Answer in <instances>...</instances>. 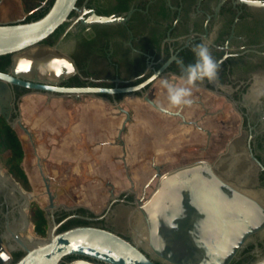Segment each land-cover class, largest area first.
<instances>
[{"label":"flooded vegetation","instance_id":"obj_1","mask_svg":"<svg viewBox=\"0 0 264 264\" xmlns=\"http://www.w3.org/2000/svg\"><path fill=\"white\" fill-rule=\"evenodd\" d=\"M49 1L21 0L24 6L31 7V12L11 23L23 22L45 8ZM83 6L99 16L121 18L123 22L65 24L56 44L49 47L57 49L63 42L74 47L69 55L74 71L60 81L59 86L66 87L63 85L76 76L96 84L113 85L106 88L136 86L173 55L185 67L191 64L187 53L192 52L194 44L201 42L209 45L218 65L217 75L211 81L205 78L189 85L184 80L185 73H181L184 72L182 66L172 62L161 78L144 90L152 102L161 109L167 108L170 114L154 108L140 93L97 95L111 105L108 114L118 119L108 143L113 148L111 152L104 150L107 142L92 144L86 134L75 128L64 127L60 131L46 128L43 129L45 136L40 137V129L23 125L21 120L22 103L32 91L25 92L20 87H11L8 91L0 85V264L8 260L14 264L24 255L16 238L29 235L44 238L36 234L32 222L33 204L39 206V203L34 202L24 168L23 141L37 159L33 166L45 184L48 206L39 207L44 211L47 230V210H52L55 222L61 224L58 232L68 222L81 220L134 242L133 226L140 225V206L154 195L161 181L174 178L184 169L193 172L200 169L203 174L209 171L207 175L214 174L264 209V0H85L79 8ZM88 17L85 15L84 19ZM126 64L133 77L127 82L123 81L121 73L122 65ZM11 66L2 73H9ZM109 69L113 73L111 80L94 79L96 70L106 73ZM19 72L24 74L23 69ZM86 73L90 77H85ZM161 79L169 85L188 87L191 103L170 105L164 84L159 90L160 97L151 96V88ZM130 95L138 98L139 112L125 104L124 98ZM51 96L73 98V103L85 97H46ZM152 122L161 126L147 129L145 126ZM9 129L21 143L24 158L20 166L29 187L11 171L12 163L6 158L3 145ZM107 156L111 161L112 179L87 175L89 167L98 169L102 163L105 165ZM86 181L111 185L106 193L109 200L99 214L81 204L74 207L55 205L52 183ZM118 182L129 185L117 190L114 183ZM46 186L53 198V207ZM119 208L128 212L124 220L116 214ZM80 209L87 212H80ZM97 218L102 219L94 220ZM114 219L125 224L124 227L117 228L111 223ZM138 240L145 244L143 239ZM256 246L259 254H264L263 230L246 240L230 264H251L259 255ZM5 256L9 259L4 260ZM152 258L157 264H166L156 256ZM78 261L100 264L73 256L64 258L61 264Z\"/></svg>","mask_w":264,"mask_h":264},{"label":"water","instance_id":"obj_2","mask_svg":"<svg viewBox=\"0 0 264 264\" xmlns=\"http://www.w3.org/2000/svg\"><path fill=\"white\" fill-rule=\"evenodd\" d=\"M77 2L54 0L40 19L11 23L22 20L31 12V7L24 6L21 0H0V57L12 56L10 72H0L2 88L9 91L11 87H20L66 97L140 93L146 102L162 111L144 90L161 78L172 62L176 61L185 68L176 55L139 85L106 88L61 87L59 82L74 71L70 61L49 57L48 52L36 57L25 54L36 48L56 49L41 44L61 26L71 22H82L84 25L123 22L121 18L99 16L84 6L79 8ZM85 15H89L87 20ZM20 69L24 70V74H20ZM5 76L11 79H5ZM198 171L184 169L174 178L159 183L154 195L140 206V225L134 228V242L93 226H78L58 232L61 224L55 222L54 212L47 210L49 227L46 237H35L34 241L28 237L16 238L24 255L14 264H61L64 258L71 256L100 264H157L153 256L166 264H230L250 236L264 231V209L214 174L207 175L209 171L205 174L200 169ZM46 188L50 206L53 207V198L48 186ZM28 201L30 198L27 199V208ZM99 219L102 218L94 220ZM229 229L236 230L233 238L224 232ZM138 238L143 239L145 244L142 245ZM256 251L260 253L257 246ZM8 259L4 257V260ZM6 264H11V261ZM74 264L91 263L78 261ZM251 264H264V254H259Z\"/></svg>","mask_w":264,"mask_h":264},{"label":"crops","instance_id":"obj_3","mask_svg":"<svg viewBox=\"0 0 264 264\" xmlns=\"http://www.w3.org/2000/svg\"><path fill=\"white\" fill-rule=\"evenodd\" d=\"M67 49H66V48ZM73 46L67 42L61 43L57 49L49 50L47 48L39 49L44 52L49 53V57L55 58H64L69 61V55L73 50ZM96 76L94 77L97 81H109L113 77L112 71L109 69L108 72L102 73L101 71H95ZM122 79L127 82L133 79L131 76L127 64L122 65L121 69ZM163 80H159L150 90L151 96H159V90L162 88ZM47 95H34V97H26L22 103L21 109V120L23 123L30 127H35L40 129V137L45 136L46 128H51L53 130L60 131L64 127L78 129L81 133L86 134L87 137L90 138V143L95 144L101 142L106 143L107 145L104 150L111 152L113 148L108 144L111 141V136L113 134V127L118 122V119L112 117L111 114V105H108L107 101L104 98H99L97 96H85L79 99L78 103H73L75 101L73 98H55L50 97L47 99ZM29 98L30 103H35L31 109H29L28 115L27 108H25V100ZM77 99V98H76ZM47 100V101H46ZM46 101V103H44ZM159 101H164L167 103V100H163L159 98ZM125 104L127 106L131 105L135 111H138V108L141 104L138 103V98L135 95L126 96L124 98ZM40 103H44V107L42 110H37ZM144 106H142L143 108ZM139 112V111H138ZM99 134H101L99 136ZM95 146V145H94ZM92 160V159H90ZM111 161L107 156V161L105 165L102 163L101 168L96 169L97 167H89V170L92 171L87 172V175H99L105 179H112V170H111ZM86 183H92L86 181ZM89 187V186H88ZM86 186V188H88ZM90 190H87L89 193ZM92 192V191H91ZM97 193V192H96ZM88 195L86 204H82V206L90 208V205L100 206L102 203L98 202L97 195ZM99 197L102 199H106V193H98ZM92 196V197H91ZM103 201V200H102ZM92 202V203H89ZM89 205V206H88ZM103 205V204H102ZM93 210V209H92Z\"/></svg>","mask_w":264,"mask_h":264},{"label":"rangeland","instance_id":"obj_4","mask_svg":"<svg viewBox=\"0 0 264 264\" xmlns=\"http://www.w3.org/2000/svg\"><path fill=\"white\" fill-rule=\"evenodd\" d=\"M28 52H26L25 54H27ZM34 95L38 96L41 94L38 92L37 93L32 92L28 96L30 98L31 96L34 97ZM29 98H27L25 100V103H24L25 108L28 109L27 113H26L27 115L29 113V109H31L34 105H36L35 103H33V104L30 103ZM43 107H44V103H40L37 110H42ZM153 122H154V120H153ZM153 122L150 125H146L145 127L147 129L150 128V130H151L153 127L154 128L156 127L155 129H158L161 126L159 123L154 125ZM23 125H25V123H23ZM17 132L20 136H23L21 130L17 129ZM23 137H22V139H23ZM23 147H24V152H25L24 168L26 169V172L28 173V178H29L30 185H31V194L34 195V199H35L34 202L35 203L38 202L39 206H41L42 208H47L48 197H47L46 192H45V184L41 181L38 172L35 170V168L33 166L36 163L37 159L30 152L27 142L23 141ZM89 162L90 161H88V164H89ZM93 162H94V160H93ZM94 163L96 164L97 162H94ZM45 169H46L45 171H47L46 167H45ZM52 184L53 185H52L51 191L56 196L55 205L64 204L66 207H74V206H77L80 204L81 205L86 204L88 195L89 194L92 195L93 193H95L94 195H97V197H98L95 199H97V201L99 203L101 202L103 205L101 204L100 206L97 207V206H94L92 204L90 206L93 209L92 211L99 214L103 210L106 202L109 200L108 198H106L105 200L102 199L103 200L102 201L98 195V193H100V192L108 193V191H110L111 185L106 186V184H104V183H97V182L84 183L83 182V183H60V184L59 183H52ZM114 185L118 186L117 190H123L129 184L125 183V182L124 183L118 182V183H114ZM137 185H141V183H138ZM86 186L87 187L89 186V187L86 188ZM87 190L88 191L90 190V192L87 193ZM89 203H92V202H89ZM116 214L118 217H120L121 220H124L127 216H129L127 211H123L121 209L117 210ZM111 223H114L116 225V227L120 228V229L123 228L125 225L123 223L116 221L115 219ZM134 228H136V226H133V230H134Z\"/></svg>","mask_w":264,"mask_h":264},{"label":"trees","instance_id":"obj_5","mask_svg":"<svg viewBox=\"0 0 264 264\" xmlns=\"http://www.w3.org/2000/svg\"><path fill=\"white\" fill-rule=\"evenodd\" d=\"M85 0H78L77 2V7H81L83 5ZM54 0H50L47 4V6L43 9H40L39 11L35 12L34 14L30 15L28 18H26L23 23L31 22L40 19L43 17L50 7L53 5ZM73 16V14H71ZM65 29V26H61L53 35L48 37L46 40L42 42L41 45L47 46V47H52L56 44L58 38L61 36ZM187 56L189 59H191L192 63L195 60V57L193 55V52H188ZM186 62V60L184 59ZM188 63V62H187ZM12 64V56L7 55V56H2L0 57V72H5L7 68H9ZM181 73H184L181 71ZM85 77H90L88 73L84 74ZM63 86L66 87H113V85H101V84H96L92 83L89 81H84L81 80L79 77H74L70 79L67 83H65ZM25 92H29V90L25 89ZM106 96V95H105ZM109 97V96H106ZM6 140L3 145V148L6 151V158L10 160L12 163L11 166V171L15 173L18 177H20L22 183L26 186L29 187V183L27 180L26 175L24 174L22 168H21V163L24 158V152L21 146V143L17 136L9 129L7 134L5 135ZM80 212H87L85 209H80ZM32 222L35 225V232L39 237H46L47 234V221L45 219V214L44 211L37 205L33 204L32 207ZM78 226H90L89 222L87 221H81V220H72L68 222L66 225H64L61 229L60 232L66 231L68 229L78 227ZM235 264V263H233Z\"/></svg>","mask_w":264,"mask_h":264},{"label":"clouds","instance_id":"obj_6","mask_svg":"<svg viewBox=\"0 0 264 264\" xmlns=\"http://www.w3.org/2000/svg\"><path fill=\"white\" fill-rule=\"evenodd\" d=\"M192 52L195 60L184 68V80L186 84L191 85L205 78L209 81L213 80L217 75L218 65L210 53L209 45L204 42L194 44ZM4 78L11 79L10 76H5ZM163 84L167 88V98L170 105L180 106L191 103V99L189 98L191 92L188 87L169 85L167 81H164ZM162 110L168 111L167 108H162Z\"/></svg>","mask_w":264,"mask_h":264},{"label":"bare ground","instance_id":"obj_7","mask_svg":"<svg viewBox=\"0 0 264 264\" xmlns=\"http://www.w3.org/2000/svg\"><path fill=\"white\" fill-rule=\"evenodd\" d=\"M45 54L44 51H41V50H38L37 48L36 49H32L30 50L26 55L29 56V57H36V56H40V55H43ZM220 231V229H219ZM227 232V230H225ZM221 232V231H220ZM229 234L231 235L230 237L233 238L236 234V230H229ZM34 238L33 236H28V239L29 240H33L34 241Z\"/></svg>","mask_w":264,"mask_h":264}]
</instances>
